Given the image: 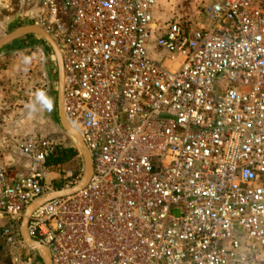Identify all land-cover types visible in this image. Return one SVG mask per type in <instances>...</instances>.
Here are the masks:
<instances>
[{
  "label": "built area",
  "instance_id": "2783aa9c",
  "mask_svg": "<svg viewBox=\"0 0 264 264\" xmlns=\"http://www.w3.org/2000/svg\"><path fill=\"white\" fill-rule=\"evenodd\" d=\"M30 4L60 51L64 114L92 166L83 189L28 218L27 234L50 264H257L264 0ZM162 9L170 18L157 27ZM9 143L24 166L0 165V244L13 264H42L20 237L26 210L82 173L65 170L56 188L53 142Z\"/></svg>",
  "mask_w": 264,
  "mask_h": 264
},
{
  "label": "rangeland",
  "instance_id": "374dc122",
  "mask_svg": "<svg viewBox=\"0 0 264 264\" xmlns=\"http://www.w3.org/2000/svg\"><path fill=\"white\" fill-rule=\"evenodd\" d=\"M31 0H0V39L17 28L34 25V10ZM170 18L167 9L156 15V26H163ZM0 64L9 69L7 81L11 87L10 96L5 105L0 107V165L6 170H15L24 166L19 153L9 143L14 136H40L53 142L58 147H76L71 137L62 129L57 113V66L54 54L45 39L38 35H23L0 49ZM53 80V81H52ZM52 81L51 90L48 83ZM31 92H25L27 87ZM43 89L54 99L52 111L39 110L29 115L26 107L35 101V92ZM9 92H7V95ZM6 125V126H5ZM20 129L19 135H11L4 128ZM9 136V137H8ZM6 138H8L6 140ZM5 140L7 142H5ZM77 149V148H76ZM64 170L83 172V160L74 159L64 165ZM52 177V176H50ZM0 264H13L7 249L0 244ZM21 264V263H20ZM257 264H264V254Z\"/></svg>",
  "mask_w": 264,
  "mask_h": 264
},
{
  "label": "water",
  "instance_id": "95a60500",
  "mask_svg": "<svg viewBox=\"0 0 264 264\" xmlns=\"http://www.w3.org/2000/svg\"><path fill=\"white\" fill-rule=\"evenodd\" d=\"M38 35L41 36L42 38L45 39L46 43L50 46L54 57H55V62L57 66V113H58V118H59V123L62 129L68 134L71 135L74 139V143L76 145V148L79 152V155L81 156L83 160V172H82V177L79 181V183L74 186L73 188L69 189H62L58 190L55 192H52L48 195H46L44 198L40 199L38 202L35 204L31 205L25 213V216L22 220L21 227H20V237L22 241L29 246L34 247L36 252L38 253V256L40 257L42 264H50L49 256L47 251L44 249V247L33 241L32 239L29 238L27 234V225H28V218L31 214V212L39 207L40 205L53 200L55 198L77 192L80 189H83L86 184L88 183L91 172H92V166H91V160L88 154V151L80 138L78 134H76L72 128L69 126L65 114H64V108H63V89H64V70H63V64H62V57L60 54V51L56 45V43L52 40V38L46 34L44 30L41 28L34 26V25H26L22 26L20 28H17L13 32L9 33L8 35L2 37L0 39V49L4 47L6 44L18 39L19 37L23 35Z\"/></svg>",
  "mask_w": 264,
  "mask_h": 264
},
{
  "label": "trees",
  "instance_id": "16d2710c",
  "mask_svg": "<svg viewBox=\"0 0 264 264\" xmlns=\"http://www.w3.org/2000/svg\"><path fill=\"white\" fill-rule=\"evenodd\" d=\"M79 159L82 161L81 156L79 155L78 150L74 146L69 147H58L56 146L54 155L47 159V165L50 167V171L61 176L60 179L55 181L56 188H62L65 185V182L62 179V175L64 170L65 163ZM76 176L80 173L78 171L75 172ZM20 239V237L18 236ZM39 262V261H38Z\"/></svg>",
  "mask_w": 264,
  "mask_h": 264
},
{
  "label": "crops",
  "instance_id": "0c3cea01",
  "mask_svg": "<svg viewBox=\"0 0 264 264\" xmlns=\"http://www.w3.org/2000/svg\"><path fill=\"white\" fill-rule=\"evenodd\" d=\"M2 60V58L0 59V61ZM8 72H9V69L6 70L1 64H0V107H2V105H5L7 103V100L10 96V93H11V87H9V84H8V81H7V77H8ZM53 81V80H52ZM52 81H50L48 83V87L47 89L52 91L51 90V85L53 86V83H51ZM31 87L32 86H28L26 89H25V92H31ZM7 92H9V94L7 95ZM7 97V100L6 98ZM1 117H3L2 115H0V119ZM6 126V125H5ZM5 132H7L9 134V136L11 135H19L21 133V130L20 129H14V128H9V126H7V128H4ZM8 136V137H9ZM8 138H6L7 140ZM5 140V142H7Z\"/></svg>",
  "mask_w": 264,
  "mask_h": 264
},
{
  "label": "clouds",
  "instance_id": "9594fccd",
  "mask_svg": "<svg viewBox=\"0 0 264 264\" xmlns=\"http://www.w3.org/2000/svg\"><path fill=\"white\" fill-rule=\"evenodd\" d=\"M35 101L39 102V107L36 102H30L26 105L29 109V115H32L39 110H47L50 112L54 108V99L48 96L47 92L43 89H38L35 92Z\"/></svg>",
  "mask_w": 264,
  "mask_h": 264
},
{
  "label": "bare ground",
  "instance_id": "6f19581e",
  "mask_svg": "<svg viewBox=\"0 0 264 264\" xmlns=\"http://www.w3.org/2000/svg\"><path fill=\"white\" fill-rule=\"evenodd\" d=\"M74 131V130H73ZM75 132V131H74ZM76 133V132H75ZM77 134V133H76Z\"/></svg>",
  "mask_w": 264,
  "mask_h": 264
}]
</instances>
